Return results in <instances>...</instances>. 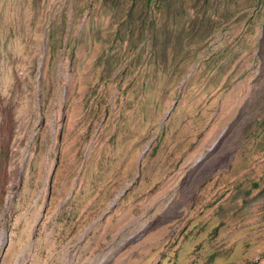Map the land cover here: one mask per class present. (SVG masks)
I'll list each match as a JSON object with an SVG mask.
<instances>
[{
    "label": "rangeland",
    "instance_id": "rangeland-1",
    "mask_svg": "<svg viewBox=\"0 0 264 264\" xmlns=\"http://www.w3.org/2000/svg\"><path fill=\"white\" fill-rule=\"evenodd\" d=\"M142 1L0 0V264H264V0Z\"/></svg>",
    "mask_w": 264,
    "mask_h": 264
},
{
    "label": "trees",
    "instance_id": "trees-1",
    "mask_svg": "<svg viewBox=\"0 0 264 264\" xmlns=\"http://www.w3.org/2000/svg\"><path fill=\"white\" fill-rule=\"evenodd\" d=\"M155 0H143L142 1V12H143V15L139 18H137V21L139 22L140 21V25L143 26V25H150L151 23H153V20H150L149 17H148V11L150 9V7L152 6V3L154 2ZM133 21H136L135 18L132 19L131 17V22Z\"/></svg>",
    "mask_w": 264,
    "mask_h": 264
}]
</instances>
